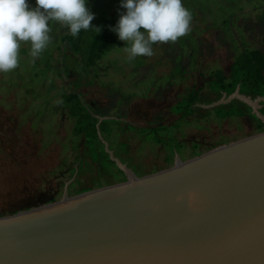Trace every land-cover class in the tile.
<instances>
[{
  "label": "rangeland",
  "instance_id": "374dc122",
  "mask_svg": "<svg viewBox=\"0 0 264 264\" xmlns=\"http://www.w3.org/2000/svg\"><path fill=\"white\" fill-rule=\"evenodd\" d=\"M28 3L34 7L36 0ZM182 4L191 12V31L175 43L154 44L151 57L129 61L123 47L87 69L60 41L68 29L58 24L52 26V43L35 62L30 44L21 43L26 51H19L18 68L0 73L1 215L58 200L66 185L73 196L120 182L113 165L103 162L101 146L75 135L63 100L69 91L96 117L117 119L100 134L137 176L170 167L177 156L184 161L258 132L240 103L233 100L222 108H240L246 115L225 119L206 105L221 98L209 87L215 70L228 73L243 48L264 51V0ZM87 6L95 16L91 23L124 11L120 0H87ZM163 82L168 87L157 91ZM191 91L198 92L197 107L190 115L177 113V104Z\"/></svg>",
  "mask_w": 264,
  "mask_h": 264
},
{
  "label": "water",
  "instance_id": "95a60500",
  "mask_svg": "<svg viewBox=\"0 0 264 264\" xmlns=\"http://www.w3.org/2000/svg\"><path fill=\"white\" fill-rule=\"evenodd\" d=\"M262 131L137 176L0 216V264H264V96L235 91ZM68 184V183H67Z\"/></svg>",
  "mask_w": 264,
  "mask_h": 264
},
{
  "label": "clouds",
  "instance_id": "9594fccd",
  "mask_svg": "<svg viewBox=\"0 0 264 264\" xmlns=\"http://www.w3.org/2000/svg\"><path fill=\"white\" fill-rule=\"evenodd\" d=\"M123 12L114 27L124 42L127 59L153 56V45L175 43L191 31V12L182 0H120ZM95 18L87 0H0V73H9L19 66L22 42L30 44L29 55L39 58L52 43V26L67 28L72 37L93 26Z\"/></svg>",
  "mask_w": 264,
  "mask_h": 264
},
{
  "label": "trees",
  "instance_id": "16d2710c",
  "mask_svg": "<svg viewBox=\"0 0 264 264\" xmlns=\"http://www.w3.org/2000/svg\"><path fill=\"white\" fill-rule=\"evenodd\" d=\"M118 18L119 14L110 18L102 17L95 23H92L93 26L100 27L101 30L99 33H96L94 28L88 31L82 30L78 37H72L69 33H66L60 38V41L62 43H67L73 53L80 55L87 69L93 68L107 52L125 47L124 42L111 30V28L116 25ZM20 51H22L21 53H25L26 50L20 49ZM237 85H240L241 94L248 95L251 98L264 96V51L243 48V51L233 59L228 73L221 69H217L211 74L209 80L210 89L217 93L219 97L222 93L226 95L232 94ZM165 87H168L167 82L159 83L156 90L159 91ZM147 93L145 95L134 94V96L138 95L144 98L147 96ZM63 100L68 104L69 114L74 119L73 131L75 135H82L85 139L98 143L101 146L99 152L103 156V162L105 161V163L108 162L113 165L115 173L121 176L119 181H123L125 179L123 173L117 168L115 163L108 158L107 153L103 150V144L99 140L97 130L98 118L82 104L76 92L69 91L63 94ZM234 102L240 103L245 107L249 117L256 121L257 131H262L263 124L251 113L250 107L239 100H234ZM198 103V92L191 91L180 100L175 111L177 113L190 115L193 113ZM262 105L263 107L260 111L264 114V103H262ZM213 110H215L214 112L217 113L219 119L242 117L246 115V112L240 108L224 109L222 105L220 108L213 107ZM96 112L99 116L102 114L99 110H96ZM104 113H106V111H104ZM111 122L113 124L118 123L116 120H103L99 125V131L102 133L109 131L107 128H109ZM88 144L90 145L89 147H94L91 145L92 143L90 144L89 142ZM0 216L3 215L0 214Z\"/></svg>",
  "mask_w": 264,
  "mask_h": 264
},
{
  "label": "flooded vegetation",
  "instance_id": "af4514ba",
  "mask_svg": "<svg viewBox=\"0 0 264 264\" xmlns=\"http://www.w3.org/2000/svg\"><path fill=\"white\" fill-rule=\"evenodd\" d=\"M120 159V158H119ZM121 160V159H120ZM122 161V160H121ZM134 173H135V171H134V169H132V168H130Z\"/></svg>",
  "mask_w": 264,
  "mask_h": 264
}]
</instances>
